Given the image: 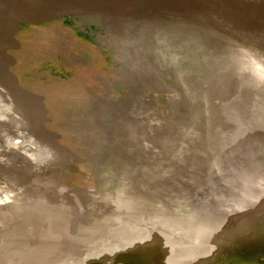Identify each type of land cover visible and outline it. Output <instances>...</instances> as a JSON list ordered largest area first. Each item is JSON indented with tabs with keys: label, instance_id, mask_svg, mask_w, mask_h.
Here are the masks:
<instances>
[{
	"label": "rangeland",
	"instance_id": "obj_1",
	"mask_svg": "<svg viewBox=\"0 0 264 264\" xmlns=\"http://www.w3.org/2000/svg\"><path fill=\"white\" fill-rule=\"evenodd\" d=\"M264 0H0V264H264Z\"/></svg>",
	"mask_w": 264,
	"mask_h": 264
},
{
	"label": "bare ground",
	"instance_id": "obj_2",
	"mask_svg": "<svg viewBox=\"0 0 264 264\" xmlns=\"http://www.w3.org/2000/svg\"><path fill=\"white\" fill-rule=\"evenodd\" d=\"M263 68H264V66H263ZM262 80H264V77L262 78Z\"/></svg>",
	"mask_w": 264,
	"mask_h": 264
}]
</instances>
